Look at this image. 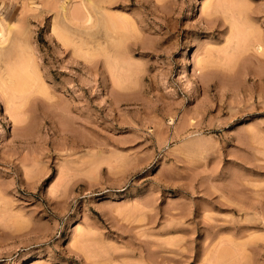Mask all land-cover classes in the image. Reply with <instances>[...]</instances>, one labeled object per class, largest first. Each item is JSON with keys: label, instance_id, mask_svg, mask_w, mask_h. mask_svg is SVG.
Wrapping results in <instances>:
<instances>
[{"label": "rangeland", "instance_id": "obj_1", "mask_svg": "<svg viewBox=\"0 0 264 264\" xmlns=\"http://www.w3.org/2000/svg\"><path fill=\"white\" fill-rule=\"evenodd\" d=\"M209 1L0 0V264H264V0Z\"/></svg>", "mask_w": 264, "mask_h": 264}, {"label": "bare ground", "instance_id": "obj_2", "mask_svg": "<svg viewBox=\"0 0 264 264\" xmlns=\"http://www.w3.org/2000/svg\"><path fill=\"white\" fill-rule=\"evenodd\" d=\"M90 1H91V0H90ZM213 1H214V0H212V2H211V1L206 2V3H210V2H211V3H210L211 6H210L209 4H207L208 7H207V5H206V8L210 9V8H212V7L214 8V6H216V7L214 8V9H215L214 11L216 12V10H219V9H216V8L221 7V6H220V5H221V0H218V1L216 0L217 2L214 1L215 3H214ZM222 1H223V0H222ZM109 2H110V0H105V3H106V4H108ZM113 2H114V0H113ZM91 3H92V2H91ZM212 3H214V4H212ZM216 3H217V4H216ZM223 3H224V1H223ZM110 4H111V3H109V5H110ZM70 5H71V4H70ZM212 5H213V6H212ZM84 7H85V6H84ZM204 7H205V6H204ZM70 8H71V7H70ZM213 8H212V9H213ZM240 8H241V7H240ZM72 10H73V9H72ZM72 10H71V9H68V10L65 11L64 15H62L63 18L65 19L66 23H67V22H70V23H72V24H78V23H79V24H82V25H83V24H86L87 22H88V23L90 22V18H92V17H88V16H86L87 14L85 15V17H83V15L80 16V15L78 14L77 10H76V11H73V12H72ZM210 10H211V9H210ZM241 10H242V9H240L238 13H240ZM75 12H77V13H75ZM105 12H107V11L105 10ZM105 12H104V13H105ZM209 13H210V11H209ZM209 13H208V12L206 13V14L209 15V18H208V15H206V19H207L206 21H208V22H210V23L212 24V23H214L213 20L216 19V18L212 19V18H213V14H216V13H214V12L211 10V17H210V14H209ZM212 13H213V14H212ZM217 13H218V12H217ZM242 13L244 14V11H243ZM62 14H63V13H62ZM77 14H78L79 16H78ZM88 14H89V13H88ZM107 14H108V17H109L110 13L107 12ZM107 14H106V15L104 14L106 18H107ZM240 14H241V13H240ZM240 14H239V15H240ZM89 15H90V14H89ZM104 15H103V16H104ZM241 16H243V15L241 14ZM111 17H112V15H111ZM117 17H118V16H117ZM59 18H60V17H59ZM63 18H62V19H63ZM82 18H83V19H82ZM109 18H110V17H109ZM122 18H123V17H122ZM210 18H211V19H210ZM60 19H61V18H60ZM60 19H59V20H60ZM208 19H209V20H208ZM59 20H58V21H59ZM113 20H115V23H116V25H117L118 20H117L115 17H114ZM111 21H112V19L110 20V22H111ZM211 21H212V22H211ZM107 22H108V21H107ZM113 22H114V21H113ZM113 22H112V23H113ZM123 22H125V21H123ZM3 23H4V22H3ZM3 23H2V24L0 23V25H1V26H0V39H2V38L5 39L6 34H7V32H6V34H5V31H4V27H5V26H4ZM60 23H61V20H60ZM60 23H58V24H60ZM63 23H64V21L62 22V24H63ZM115 23H113L112 25H114ZM67 24H68V23H67ZM90 24H91V23H90ZM104 24H105V23H104ZM107 24L110 26L109 23H107ZM2 25H3L4 27H3ZM64 25H65V24H64ZM86 25H87V24H86ZM118 25H119V23H118ZM120 25H121V23H120ZM206 25H207V24H206ZM214 25H215V24H214ZM109 26H107V27H109ZM121 26H122V25H121ZM123 26L125 27V25H123ZM215 26H216V25H215ZM12 27H13V26H12ZM76 27H77V26H76ZM85 27H86V26H85ZM87 27H88V25H87ZM87 27H86V28H87ZM105 27H106V26H105ZM114 27H115V25H114ZM118 27H119V26H118ZM126 27H127V26H126ZM126 27H125V28H126ZM207 27H208V28H207L208 30H211L210 28H213L210 24H208ZM77 28H78V27H77ZM109 28H110V27H109ZM115 28H117V27H115ZM5 29H6V28H5ZM107 29H108V28H107ZM120 29H121V28L119 27V30H120ZM10 30H11V29H10ZM115 30H116V29H115ZM121 30H123V29H121ZM124 30H127V29H124ZM105 31H106V30H105ZM117 31H118V29H117ZM212 31H213V30H212ZM106 32L109 33L108 30H107ZM76 34H77V33H76ZM120 34H122V33H120ZM117 35H118V34H117ZM123 35H124V34H123ZM125 35H126V34H125ZM127 35H128V33H127ZM118 36H119V35H118ZM120 36H121V35H120ZM81 38H82V37H81ZM24 39H25V38H24ZM254 39H255V38H254ZM64 40H65V39H64ZM68 40H69V39H67V41H68ZM70 40H71V39H70ZM115 40H116V39H115ZM119 40H120V39H119ZM2 41H3V40H2ZM2 41L0 42L1 45H2ZM107 42H108V41H107ZM121 42H122V41H121ZM257 42H258V39H257ZM117 43L119 44V41H118ZM122 43H123V42H122ZM3 44H4V42H3ZM79 44H80V42H79ZM258 44H259V43H258ZM81 46H82V45H81ZM79 48H80V47H79ZM82 48H83V47H82ZM259 48H261V49H259L261 52L264 51V50H262V49L264 48L263 44L261 45V43H260ZM1 52H2V51H1ZM29 53H30V52H29ZM5 54H6V53H5ZM5 54L3 53V55H5ZM30 54H31V53H30ZM1 55H2V53H1ZM3 55H2V57H3ZM32 62H33V60H32ZM206 63H207V61H206ZM10 69H11V68H10ZM9 71H10V70H9ZM13 72H14V71L11 69V73H10L9 75H11V74L14 75ZM19 73H20V72H19ZM130 73H131V72H130ZM9 75H8V76H9ZM17 75H18V74H17ZM19 76H20V75H18L17 78H18ZM15 77H16V76H15ZM13 78H14V77H13ZM4 82H5V80H4ZM2 84H3V81H2ZM2 84H1V85H2ZM24 84H26V83H24ZM122 84H123V83H122ZM8 85H9V84H8ZM26 85H27V84H26ZM3 86L5 87L6 85L3 84ZM15 86H16V88H15L16 90H18L20 87H21V89H23V88H22V85H21L19 88H18V86H17L16 84H15ZM4 87H2V88H4ZM9 87H11V86L9 85ZM12 87H13V86H12ZM24 87H25V86H24ZM25 88H26V87H25ZM0 89H1V87H0ZM4 89H5V88H4ZM7 90L10 91V90H12V88H10V89L7 88ZM13 90H14V89H13ZM23 90H24V89H23ZM24 91H25V90H24ZM10 92H11V91H10ZM15 92H16V91H15ZM19 92H21V90H20ZM10 94L12 95V93H10ZM10 94H9V95H10ZM16 94H17V92H16ZM11 95H10V98L12 99L14 96H11ZM15 96H16V95H15ZM8 98H9V97H8ZM21 98H22V97H21ZM11 99H10V100H11ZM21 100H22V99H21ZM24 100H25V98H24ZM24 100H22L23 102H22V101H21V102H22V103H25ZM25 101H26V100H25ZM225 253H226V252H225Z\"/></svg>", "mask_w": 264, "mask_h": 264}]
</instances>
